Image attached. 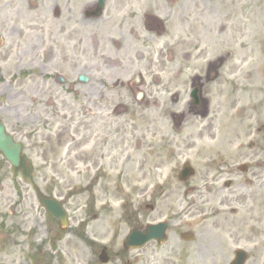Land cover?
Masks as SVG:
<instances>
[{"label":"rangeland","instance_id":"obj_1","mask_svg":"<svg viewBox=\"0 0 264 264\" xmlns=\"http://www.w3.org/2000/svg\"><path fill=\"white\" fill-rule=\"evenodd\" d=\"M87 1L80 0L81 4ZM54 3L56 0H0V54L10 48L8 58L0 59V119L17 139L22 138L27 163L23 176L0 157V264H101L98 255L102 245L111 256L108 264H153L150 250L125 251L123 247L135 225V192L151 190L166 178L171 190L179 191L180 149L159 146L158 141L155 148L159 147V155L153 153V130L167 134L186 126L224 127L209 131L219 137L233 134L236 143L264 147V0L177 3L188 10V31L196 22L194 31H201L191 38L197 42L194 48L190 42L176 47L173 66L186 60L193 69L200 72L204 68L201 72L206 73L208 61L222 60L220 74L200 81V113L194 111L197 106L189 98V82L184 84L181 78L167 85L151 82L149 67L160 61V47L166 38L146 37L154 49H139L137 53L139 42L122 31L115 33L109 17L92 28L98 33L99 50L90 56L88 69L79 61L55 68L45 57L44 65L40 64L35 52L41 43L38 36L43 37L44 49L50 47L51 38L47 27L42 34L38 30L42 22L38 20L51 23L46 14H51ZM58 41L64 44L66 37L59 36ZM83 46L87 47L86 42ZM84 59L86 56L81 61ZM136 72L144 76L138 87L145 94L141 101L127 85ZM79 75L90 79L80 83ZM117 79L120 82L115 86ZM101 98L106 102L102 110L106 118L98 122L85 119L99 110ZM116 107L120 108L117 114ZM103 120L100 130L107 138V158L99 162L90 158L87 163L89 133L99 129ZM153 167L160 168L161 175L153 177ZM259 184L264 185V178L254 180L255 187ZM35 186L67 203L70 227L61 230L39 208ZM261 195L262 209L253 199V210L237 206V221L253 224L252 214L264 215V192ZM11 205L15 209L12 217L8 214ZM179 231L174 222L168 233L177 248ZM170 245L164 246L165 250ZM241 245L248 247L245 242ZM165 255L163 251L155 256L154 263L163 264ZM167 264L181 262L171 258Z\"/></svg>","mask_w":264,"mask_h":264},{"label":"flooded vegetation","instance_id":"obj_2","mask_svg":"<svg viewBox=\"0 0 264 264\" xmlns=\"http://www.w3.org/2000/svg\"><path fill=\"white\" fill-rule=\"evenodd\" d=\"M98 2L99 0H88L86 4H81L80 0H56L51 14H46L51 23L38 20L42 21L41 29H38L41 34L47 27L46 33L50 38L55 36V41L50 39V47L46 49L43 48L42 35L41 38L38 36L41 43L37 45L35 52L40 64L45 57L50 61L49 65L55 68L67 62L79 61L81 67L88 69L90 56L99 50L98 33L92 28L97 22H104L109 17L115 33L122 31L139 42L140 45L135 51L137 53L140 52L139 49H148L151 52L154 49L146 37L150 40L166 38L162 48L160 47L159 53L162 55L158 56L160 61L157 65L149 67L148 74L153 84L167 85L178 82L176 79L181 78V81L184 79V84L189 82L192 86L199 85L205 76L203 75L205 72H201L204 68L198 72L186 60L173 66L172 60L176 47H183L190 42L194 48L197 42L191 38L194 33L201 31V29L194 31L197 22L192 23L188 31L190 16L183 5L187 0H103L102 8L98 6ZM178 2L179 5L180 2L183 4L177 6ZM59 36L66 37V43L60 44ZM85 42L87 47L83 46ZM71 43L73 44L70 45ZM60 50L63 51L61 56ZM9 54L10 48L0 54V59L6 60ZM185 55L188 57L190 54ZM85 56L86 59L82 62L81 58ZM153 56L154 53L149 54V57ZM206 65L207 69L208 64ZM136 73L140 74V80L143 82V74ZM136 73L131 76L127 85H132ZM231 73L234 74V71ZM80 77L81 75L77 79L83 83ZM58 78L57 76V80ZM87 78L89 81L90 78ZM118 80L114 82L115 86L119 84ZM188 95L190 98L191 88ZM102 102L99 110L87 115L85 119L89 118L92 122H98L102 117L105 119L106 112H103L102 116V110L106 105L104 98ZM3 122L6 124L4 120ZM103 128L104 120L99 129L93 128L89 133L85 150L87 163L90 162V158L99 162L107 157L105 149L107 138L102 137L104 132L100 130ZM209 129L219 127L186 126L182 131L169 133L161 139V145L170 148L178 146L183 158L182 166L188 165L183 180H179L178 192L171 190L170 184H162L158 189L138 190L134 194V229L142 230L147 225L156 224L161 220L168 224L165 243L153 240L135 250L137 252L150 250L152 252L150 261L153 264H156L155 256L163 251L167 252L163 264H167L171 258L178 259L181 264H235L239 249L245 250V253L239 256L242 258L241 264H264V215L252 214L250 220L254 221L253 224H249L247 220L243 221L244 219L237 221L235 218L237 206L253 210L250 204L252 199L260 209L263 207L261 194L264 192V185L259 184L255 187L253 184L254 180L264 178V157L260 158L264 155V147L256 146V143L253 148L247 147L246 143L236 144L233 134L221 136L219 137L221 141H216L218 136ZM152 134L155 138L156 130H153ZM95 139L96 141L92 143ZM153 144L155 145V142ZM152 152L159 155V147L153 148ZM155 173L153 171V176ZM172 196H175L173 201L170 199ZM165 204L168 205L167 209ZM174 206L178 208H173ZM174 222L180 228L178 248L176 242L172 243L168 237L170 226H173ZM176 231L177 228H174L175 233ZM242 242L248 247H243ZM167 245H170V248L165 250L164 246Z\"/></svg>","mask_w":264,"mask_h":264},{"label":"water","instance_id":"obj_3","mask_svg":"<svg viewBox=\"0 0 264 264\" xmlns=\"http://www.w3.org/2000/svg\"><path fill=\"white\" fill-rule=\"evenodd\" d=\"M0 152H2L5 157L8 158L13 164H19L21 144L14 143L12 137L5 132L4 127L2 125H0ZM42 203L47 208V210L61 222L62 226L67 225L66 213L56 200H54L53 198H44L42 199ZM148 239V232L143 234L132 232L128 240L126 241V245L132 246L138 240L140 241V244H143L144 241H147ZM101 260H103L104 262L108 261V258L105 255V250L101 255Z\"/></svg>","mask_w":264,"mask_h":264}]
</instances>
